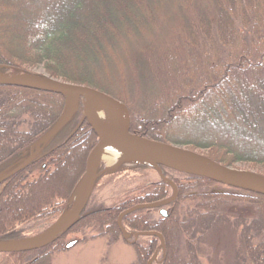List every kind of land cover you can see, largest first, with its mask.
I'll use <instances>...</instances> for the list:
<instances>
[{
    "label": "trees",
    "instance_id": "1",
    "mask_svg": "<svg viewBox=\"0 0 264 264\" xmlns=\"http://www.w3.org/2000/svg\"><path fill=\"white\" fill-rule=\"evenodd\" d=\"M9 3L17 8H7ZM170 5L179 12L180 21L171 37L164 39L159 37L158 12L167 13ZM11 12L14 21L0 24V72L18 73L22 65L41 64L57 79L96 88L125 104L110 77L102 81L111 74L112 54L118 51L128 62L127 76L120 72V85L127 80L142 92L150 85L171 83L163 85L164 93L160 89L158 96L152 94L148 103L135 109L136 119L127 109L130 131L172 145L208 149V158L223 165L245 161L264 166V0H0V17ZM176 50L177 55L170 57ZM63 113L60 94L0 85V241L24 239L27 235L17 225L31 220L49 223L71 208L70 196L84 175L98 135L86 121L73 131L80 119L77 108L43 139ZM192 121L215 123L225 133L198 135L179 125ZM74 152L78 158L83 154L81 164L68 169ZM31 154L22 169L7 175ZM143 168L153 169L149 164L127 166ZM167 171L171 170L164 168V175L178 190L173 201L157 205L171 194L169 183L158 178L105 208L79 216L68 231L94 214L97 221L106 217L102 224L115 238L121 236L117 217L124 209L153 203V208H139L122 218L127 231L135 235L130 239L138 263L146 264L156 255L159 264H202L199 260L210 244L214 248L228 237L232 240L241 227L243 242L235 259H246L245 253L252 264H264L263 195L217 188L211 180L194 175L175 172L183 179L174 178ZM29 173L38 174L31 180L26 178ZM102 176L95 177L93 191ZM230 199L249 205L257 215L235 214L234 208L244 210ZM159 207L167 210V216L153 219L151 213ZM147 231L163 235V251L158 237ZM60 238L33 251L0 252L4 259L0 264L45 251ZM187 256L189 262L184 260Z\"/></svg>",
    "mask_w": 264,
    "mask_h": 264
},
{
    "label": "rangeland",
    "instance_id": "2",
    "mask_svg": "<svg viewBox=\"0 0 264 264\" xmlns=\"http://www.w3.org/2000/svg\"><path fill=\"white\" fill-rule=\"evenodd\" d=\"M7 8H17V5L12 4L10 6V3H9V6L7 5ZM168 9L169 11L167 13H165L164 11L161 12L160 10L158 12V17L160 21V24L158 25L159 30H160L159 37L164 38V39L171 37L173 30L176 26L175 23H179L180 21V19H178L179 12L174 7L172 8V5H170ZM13 12L7 14L4 18H2L3 16L0 17V24L5 25V23H7L9 19L14 21L12 19ZM7 35H9L8 32H7ZM117 52L112 54L113 55L112 60H114V66L112 68L111 74H105L102 78V81L106 82L105 80H108L106 78L110 77L109 79L110 83L114 84L117 88L116 94L122 99L121 101L125 103L124 104L125 106L122 108L124 109V112H125V119L129 121L130 118L128 117L127 109H129L131 114L133 113V118L135 117L136 119L137 117L134 114H135V111H137L138 109L137 110L135 109L140 108V106H144L143 105L144 103H148V101L151 100V97L157 95L160 89L164 93L163 85L171 84V83H163L160 87L157 85L154 87L152 85H150L149 87H145V90H143L142 92L145 93L147 96L145 95L143 96V94H141L142 92H139L140 90L139 86L132 87L130 84L128 85L127 80L124 82V86L120 85L122 74L124 73L125 76H127V63L128 62H127V57H124V56L119 57V53ZM175 52L176 54L173 53L171 54L170 57H172V55L173 57L176 56L177 50ZM179 53L185 56L186 58H189L187 56V52L184 49H182V51L180 49ZM124 55H127V53ZM170 67L171 69H169V71L171 73L174 71L173 63H171ZM20 69L21 71L18 73L12 72L9 74H13V75H19V74L20 75H23V74L40 75L41 74V76L55 78L49 75L43 69L41 64L22 65ZM121 71L123 73L120 74ZM167 78H169V81L171 82V78L170 77H167ZM61 81H64V80H61ZM80 85H83V84H80ZM47 93H51V92H47ZM138 93L141 95H139ZM165 93H170V91L167 90V92ZM132 95H137V98L135 99L132 98L131 97ZM80 102H81V99L76 98V101L74 102V107L79 108L80 115H81L82 106ZM69 110H70L69 102L66 103L65 98H64V113L61 119H63L67 115L66 113H68ZM93 110H96V109L93 108ZM101 120H104V119H101ZM104 121H107V120L105 119ZM129 124H131L130 121H129ZM79 125H77L73 131H75ZM179 125L182 126L183 129H186V131H189L190 133H195L198 135L200 134L201 135H212L214 133H219V134L225 133V129L219 127V125L215 123H210L209 125L202 124V123L196 124L194 123V121H192L191 123L189 122L185 125L183 123H179ZM175 146L178 147V149L180 148L181 150H188L189 153L193 155H197V156L209 159L208 157L210 156V154L208 153L209 151L208 149H203V148L192 149L191 147L184 146V145H179V146L175 145ZM81 156H83L82 153L80 154L78 158V155L75 154L74 152L73 159L70 157L66 165L68 169L77 168L78 167L77 164H81L80 161L78 162ZM80 160L82 161V159ZM139 161L140 160L136 158H119L115 155H111L110 157L109 156L106 157V155L100 156L97 159L95 168L97 169L98 166L102 167L101 172L103 173V176L100 178V182L98 186H96V188L94 189L92 195H90L91 197L87 203V209L89 208L92 210L93 209L98 210L100 208L106 207L113 200L122 198L124 194L133 192V190L137 186L142 185L143 187H146L147 185H149V183L153 182V180H157L159 178L157 172H155L156 171L155 169L154 170L151 168L150 169L148 168L149 170L147 168H143L140 170L127 169V166L138 164L140 163ZM226 166L264 175V166L260 164H254L252 162L239 161V162L233 163L232 166L231 165H226ZM96 169H94V174H96ZM112 172H116V173L110 176V173ZM167 172L169 173V175H171L174 178L176 177V178L183 179V177L179 175L178 173H175L172 171H167ZM37 174L38 173H29L27 174L26 178L32 180L37 177ZM82 179H84V176ZM82 179L78 183L77 187L82 183L83 181ZM53 181H56V179H54ZM213 183H215L213 184L214 187H217V188L226 187L227 188V186L221 185V184L219 185V183L217 182H213ZM77 187L75 188L73 196L71 197L73 200L72 209L75 206L74 199H75V193L77 191L76 190ZM230 200L232 201L234 200L237 202L235 203V206H237L236 204L240 203L237 199H230ZM243 204L241 208H243L244 211H240V210L238 211L237 210L238 208H234L233 212L239 215H242V214L248 215L249 216L248 218H252L257 215L256 212L249 207V205L245 206L244 204L243 206ZM159 216L160 215L158 213V210L152 211L151 217L153 219ZM61 217H63V215L49 223L48 221L46 222L45 220H31L29 222L17 225L16 229L17 230L20 229L21 233L27 235V237H25L20 242L17 241L13 243L14 244L18 243L21 245H28L29 244L27 243L28 241L38 240V239L43 238L44 235L49 230H51V228L54 227V225L57 224V222L60 220ZM96 217H98V215L92 214L89 217H87L84 221H82L79 224V226H76L74 230L65 232L60 242H58V243H62V245L58 243L56 244L54 243L45 251H42L39 253L30 252L28 254L21 255L19 259L16 260L15 258L11 261V263L13 264H25V263L27 264H140L137 262V258L135 256L136 255L135 248L129 242H125V240L119 234L118 235L116 234L115 235L116 237L113 238V235H111L110 233H107L106 225L102 224L103 222L106 221V217L105 218L99 217L98 218L99 221L96 220L97 219ZM228 219H230L232 222L234 221L235 218L233 216V213H230V215H228ZM240 228L241 227H238L237 229L238 234L236 233V235H233L232 240L229 239L228 237L227 240H225V242H221L219 244L215 243L214 248H211L210 247L211 244H210L209 248H207L205 251L207 255L205 256V258H201L199 260L200 263L212 264V262L215 261V262H218L219 264H221V262L222 264H252L251 260L247 258L248 255H246L245 253H243V255L246 257V259H240L239 257L235 259V255H234L235 251L243 242V241L242 242L240 241V236H239L240 231H241L239 230ZM208 234L209 233L207 232V236L209 237L210 234L209 235ZM71 240H73L75 243L72 246H70V248L69 247L66 248L63 245V243H66ZM139 240L143 241V237H141ZM229 242H231V245H229ZM35 257H36V260H33V258ZM151 258L152 257H150L148 261L152 260ZM3 260H4L3 256L0 255V262ZM184 260L186 262H189L190 258H188L187 256L186 258H184ZM148 261L146 262V264L148 263ZM150 264H158V263L155 262V263H150Z\"/></svg>",
    "mask_w": 264,
    "mask_h": 264
},
{
    "label": "water",
    "instance_id": "3",
    "mask_svg": "<svg viewBox=\"0 0 264 264\" xmlns=\"http://www.w3.org/2000/svg\"><path fill=\"white\" fill-rule=\"evenodd\" d=\"M0 85H8V86H16L34 90H40L45 92H51L60 94L65 97L66 103L68 102V97L73 94L76 98L82 99V114L79 120L78 125L81 124L83 121L93 129L94 133H96L99 137V142L92 148L90 153L87 156L86 163H85V176L89 174V165L93 155L95 154L99 145L103 141L105 137H112L116 140V143L112 140L109 141L110 144L115 146L116 149H123L125 152H128L132 155V158L140 159L142 162L153 166L160 178L163 181H167L170 183L172 188V195L167 200L168 202L175 199L177 195V188L175 184L170 181L168 178L163 176V172L161 167H165L168 169H172L174 171L183 172L199 177H204L208 180L213 182H217L219 184H223L228 187L241 189L244 191L256 193L259 195L264 196V175L239 170L235 168H231L229 166L223 165L221 163L212 161L211 159H206L204 157H200L197 155H193L185 150H181L178 147L169 145L167 143L153 140L146 138L142 135H138L129 131V124L128 121L125 126L118 125L116 123H111L107 121L100 120L95 118L91 114L92 108H97L99 110H104L106 105L108 104H116L122 106L118 101H115L112 97L101 92L95 88L69 83L65 81H61L59 79H55L52 77H45L36 74H23V75H13V74H4L0 72ZM75 107L73 106L67 115L60 120L55 126L46 134L44 138H47L52 132H54L57 128L63 125L65 121L72 115L74 112ZM115 145H114V144ZM33 154L29 155L27 159L20 164L18 167H15L9 174L10 175L20 169H22L28 161L31 159ZM6 175V177H7ZM3 179V178H2ZM83 180V179H82ZM92 182L91 180L90 186L85 191L84 196L82 197L81 201L78 203V206H74L72 209L73 218L68 224L63 226L62 228L58 229L59 231H65L69 226L74 222V220L79 216L82 209L84 208L92 189ZM81 185V184H80ZM164 201L163 203H166ZM153 206L154 204H138L127 210L120 213L117 218V224L120 230H124L123 226L121 225V220L123 214L129 213L135 209L146 207V206ZM160 214L162 213L163 216H166V210L160 209ZM56 225H54L55 227ZM51 228L45 235L47 236L53 229ZM57 232L53 233L52 235L56 234ZM148 234L155 235L159 238L162 247L164 248L163 238L160 233L158 232H148ZM50 236L49 238L43 240L40 243L28 244V245H21V244H11V242H0V252H20V251H28L35 249L39 246L44 245L48 242V239L53 238L54 236ZM126 238L128 234H123ZM72 243L66 245V247L71 246ZM151 260L148 261L147 264H150Z\"/></svg>",
    "mask_w": 264,
    "mask_h": 264
},
{
    "label": "bare ground",
    "instance_id": "4",
    "mask_svg": "<svg viewBox=\"0 0 264 264\" xmlns=\"http://www.w3.org/2000/svg\"><path fill=\"white\" fill-rule=\"evenodd\" d=\"M76 101V97L72 95H70L68 97V102H69V106L70 109L74 106V102ZM91 114L98 118V119H106L107 122H111V123H116L118 125L121 126H125L126 123V119H125V112L124 109L116 104H107L104 110H93V108L91 109ZM113 141L116 143V140L112 137H105L104 139V135H103V141L101 142V145H99V147L97 148L95 154L93 155L90 165H89V174H87V176L83 179L81 185H79V188L75 194V206H78V203L81 201L82 197L84 196L85 191L88 189V187L90 186L93 174H94V169H95V165L97 162V159L100 156L106 155V157H110L111 155H115L119 158H132V155L128 152H125L123 149H116L115 146H113L112 144L109 143V141ZM114 144V143H113ZM115 145V144H114ZM77 169H75L70 176V178L72 177V175H74V173L76 172ZM73 218V213L69 212L66 215H64L63 217L60 218V220L57 222L56 226L54 227V229L45 237L38 239V240H31L28 241L27 243L29 244H34V243H40L43 240L49 238L53 233L57 232L58 229L62 228L63 226H65L66 224H68V222H70Z\"/></svg>",
    "mask_w": 264,
    "mask_h": 264
},
{
    "label": "flooded vegetation",
    "instance_id": "5",
    "mask_svg": "<svg viewBox=\"0 0 264 264\" xmlns=\"http://www.w3.org/2000/svg\"><path fill=\"white\" fill-rule=\"evenodd\" d=\"M164 202V200H162L161 202H159L157 205H165V203H163ZM151 204H153V203H151ZM155 206V204L153 205V206H148L149 208H153ZM105 208V207H104ZM159 208H161V207H159ZM92 209H87V206H86V208H85V212H88L89 213V211H91ZM94 210V209H93ZM125 210H127V208L126 209H124L123 211H125ZM122 211V212H123ZM158 211H159V209H158ZM125 214H127V213H125ZM125 214H123V216L125 215ZM118 225V224H117ZM124 227H125V234H126V236H127V234H128V237H123V239L125 240V242H129L131 245H132V243H131V235L132 236H135L133 233H131V232H129V231H127V224H122ZM149 231H147L146 232V234L148 233ZM154 232H156V231H154ZM158 232V231H157ZM131 240V241H130ZM133 246V245H132ZM161 247H162V244H161ZM211 247V246H210ZM33 260H36V257L35 258H33ZM155 262H157L158 264H159V259L157 258V257H155L153 260H152V263H155Z\"/></svg>",
    "mask_w": 264,
    "mask_h": 264
}]
</instances>
